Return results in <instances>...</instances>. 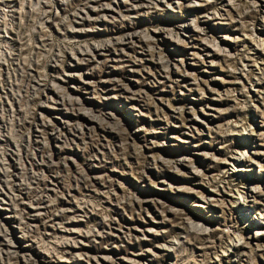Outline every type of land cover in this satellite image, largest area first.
I'll use <instances>...</instances> for the list:
<instances>
[{
    "label": "rangeland",
    "instance_id": "1",
    "mask_svg": "<svg viewBox=\"0 0 264 264\" xmlns=\"http://www.w3.org/2000/svg\"><path fill=\"white\" fill-rule=\"evenodd\" d=\"M0 20L24 239L0 264H264V0H0Z\"/></svg>",
    "mask_w": 264,
    "mask_h": 264
},
{
    "label": "bare ground",
    "instance_id": "2",
    "mask_svg": "<svg viewBox=\"0 0 264 264\" xmlns=\"http://www.w3.org/2000/svg\"><path fill=\"white\" fill-rule=\"evenodd\" d=\"M119 1V0H118ZM178 2V1H177ZM120 3V2H119ZM117 6H113V7H108L107 8V12L106 15H110L113 14L114 11L116 10ZM121 9V8H120ZM96 17V16H95ZM85 18V17H84ZM89 18V17H88ZM183 23V22H182ZM187 23V22H186ZM190 24H183L180 28V33L187 35V34H191L190 32ZM79 30H81L79 28V26H76V29L73 31L78 32ZM178 30V29H177ZM85 31V30H84ZM175 32V31H174ZM138 33V32H137ZM76 37V35L73 36V38ZM72 38V36H71ZM75 39V38H74ZM73 39V40H74ZM134 39V38H133ZM132 39V40H133ZM186 39V38H185ZM130 42V41H129ZM114 44V43H113ZM112 45V44H111ZM261 45H264V43ZM106 46V45H105ZM260 46V45H259ZM104 48V46H102ZM108 47V46H107ZM115 47V46H114ZM101 47L99 46H93V49L91 50H95L98 51ZM80 52L82 54H87L88 49H86V51H82L80 50ZM90 52V51H89ZM93 52V51H92ZM176 64V63H175ZM71 72V71H70ZM75 72V71H73ZM72 75V73L70 74ZM65 77V76H64ZM66 79V78H65ZM106 80V79H105ZM87 82V81H86ZM60 100V99H59ZM64 101V100H63ZM61 102V101H60ZM60 109H63L62 106L58 107ZM60 119V124L61 126H65L68 122H67V118L66 117H62V114L60 116H57ZM2 118V117H1ZM2 120V119H1ZM4 141H8V137L5 135V137L3 138ZM13 153V155L15 154V151H12L11 154ZM11 156V155H10ZM12 169V168H11ZM8 169L5 168L2 171L1 174V181H2V187L0 184V208L6 210L1 211L0 210V241L4 242V244H7V249H6V253H11L14 251L15 247H17L19 245L18 241H16V236L18 231L20 233H22V227H21V220H20V215L18 213V208H17V193L15 192V189L11 188V183L10 181L7 179L8 177ZM14 181H16L15 185L20 184L18 182V178L15 175L13 178ZM53 189L54 187L50 186V189ZM26 203H28L27 201H25ZM33 203V202H32ZM19 204V203H18ZM42 206V205H41ZM32 207V206H31ZM29 211V210H28ZM31 212V211H30ZM34 215V214H32ZM22 217V216H21ZM61 227V226H60ZM62 228V227H61ZM109 231V230H108ZM53 232V231H52ZM51 234V233H50ZM58 234H63L64 235V241H63V246H65L66 248H73V247H78L80 243H82V236H80V234L77 232L76 234V230L71 229V227L69 226H64L63 229H59L58 230ZM84 235V234H82ZM107 235V234H106ZM32 242V241H31ZM29 242L28 246H31L32 243ZM59 244V243H58ZM16 250V249H15ZM3 254V253H2ZM27 253H25L26 255ZM32 254V253H31ZM25 258H27V260H29L27 257L25 256ZM105 258V257H104ZM109 259H105L103 261H100V264H107V261ZM132 260V259H131ZM98 261V260H97ZM130 261V260H129ZM29 263V262H27Z\"/></svg>",
    "mask_w": 264,
    "mask_h": 264
},
{
    "label": "built area",
    "instance_id": "3",
    "mask_svg": "<svg viewBox=\"0 0 264 264\" xmlns=\"http://www.w3.org/2000/svg\"><path fill=\"white\" fill-rule=\"evenodd\" d=\"M12 1V0H11ZM11 12H12V10H11ZM1 21V20H0ZM1 25V24H0ZM5 27H7V26H5ZM4 30V29H3ZM7 32V31H6ZM9 35H4V34H1L0 35V40H2V41H6V42H8L9 41ZM3 47V45L2 44H0V48H2ZM5 50V51H4ZM3 52H8V51H6V49H3ZM90 60V58H89V56H88V54H82L81 52L80 53H77V54H75L74 56L73 55H71V58H69V61H68V64H67V66H68V68L69 67H71V66H74V65H76V67H81L82 68V70H83V72H88V71H86V69H84L83 68V65H88L86 62H85V60ZM55 63H57V61L55 60L54 61V64H53V66L55 65ZM82 73V72H81ZM81 81H83L84 82V80H81ZM55 107V109L58 111V107H60V105L58 104V103H55V105H54ZM2 139V138H1ZM21 233L18 231V233H17V238L19 239V240H24V239H22V237H21Z\"/></svg>",
    "mask_w": 264,
    "mask_h": 264
}]
</instances>
